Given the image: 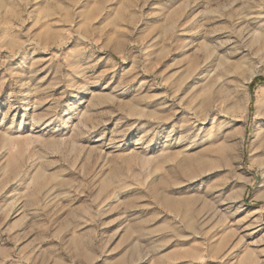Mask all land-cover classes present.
<instances>
[{"label": "rangeland", "instance_id": "374dc122", "mask_svg": "<svg viewBox=\"0 0 264 264\" xmlns=\"http://www.w3.org/2000/svg\"><path fill=\"white\" fill-rule=\"evenodd\" d=\"M0 264H264V0H0Z\"/></svg>", "mask_w": 264, "mask_h": 264}, {"label": "bare ground", "instance_id": "6f19581e", "mask_svg": "<svg viewBox=\"0 0 264 264\" xmlns=\"http://www.w3.org/2000/svg\"><path fill=\"white\" fill-rule=\"evenodd\" d=\"M251 80H252V79L250 78V79H249V83L251 82Z\"/></svg>", "mask_w": 264, "mask_h": 264}]
</instances>
